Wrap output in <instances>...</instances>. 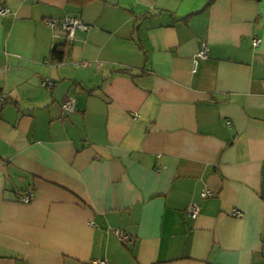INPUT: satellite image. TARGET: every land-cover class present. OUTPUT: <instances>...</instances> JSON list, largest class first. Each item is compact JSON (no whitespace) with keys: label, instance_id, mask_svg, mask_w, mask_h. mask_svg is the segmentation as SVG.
Here are the masks:
<instances>
[{"label":"crops","instance_id":"1","mask_svg":"<svg viewBox=\"0 0 264 264\" xmlns=\"http://www.w3.org/2000/svg\"><path fill=\"white\" fill-rule=\"evenodd\" d=\"M97 261L264 264V0H0V264Z\"/></svg>","mask_w":264,"mask_h":264},{"label":"built area","instance_id":"2","mask_svg":"<svg viewBox=\"0 0 264 264\" xmlns=\"http://www.w3.org/2000/svg\"><path fill=\"white\" fill-rule=\"evenodd\" d=\"M8 10L6 8H3L1 10V14L2 15H7ZM48 26H50L52 29H61L66 35L67 38H74L75 32L77 30H87L89 27L81 22L80 20L76 19V18H67L63 21V23H61V26H58L56 22L48 20L47 21ZM259 41L257 40L255 42V45H258ZM198 57L200 58H206L207 57V53H206V47L204 46V48L200 51V53L198 54ZM49 83V82H48ZM47 82H45L44 84H48ZM63 107L65 109L66 112H73L74 108H75V101L71 98L67 99L64 104ZM210 194V192H204L203 196L206 197ZM33 193L31 192L29 195H26L23 200L24 201H29L32 198ZM188 213L193 217L196 218L199 214V207L196 205H190L188 208ZM236 215L239 217L241 216L240 213L236 212ZM121 236V234H120ZM122 239H125L126 237L121 236ZM95 264H109L106 261H97L95 262Z\"/></svg>","mask_w":264,"mask_h":264},{"label":"trees","instance_id":"3","mask_svg":"<svg viewBox=\"0 0 264 264\" xmlns=\"http://www.w3.org/2000/svg\"><path fill=\"white\" fill-rule=\"evenodd\" d=\"M63 46L56 47L50 54V60L57 62V63H63L66 55V50L63 48Z\"/></svg>","mask_w":264,"mask_h":264}]
</instances>
